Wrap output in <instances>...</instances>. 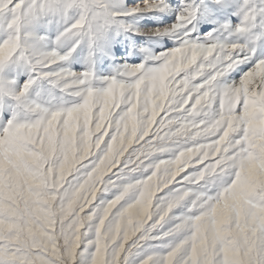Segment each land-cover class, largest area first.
<instances>
[{
    "label": "snow or ice",
    "instance_id": "6c2138e0",
    "mask_svg": "<svg viewBox=\"0 0 264 264\" xmlns=\"http://www.w3.org/2000/svg\"><path fill=\"white\" fill-rule=\"evenodd\" d=\"M0 264H264V0H0Z\"/></svg>",
    "mask_w": 264,
    "mask_h": 264
},
{
    "label": "rangeland",
    "instance_id": "374dc122",
    "mask_svg": "<svg viewBox=\"0 0 264 264\" xmlns=\"http://www.w3.org/2000/svg\"><path fill=\"white\" fill-rule=\"evenodd\" d=\"M141 23H143V21H141ZM141 39H142V38H141ZM138 43H139V41H138ZM117 48L119 49L118 51H117L115 48H114V50H113V51L115 52V55H116L117 58L126 55V53L124 52L123 47H120V46L118 45ZM128 59H129V62H130V63H139L141 58H133V57H129ZM75 67L79 68L80 65H76ZM104 67H105V68H108L109 65L105 64Z\"/></svg>",
    "mask_w": 264,
    "mask_h": 264
}]
</instances>
